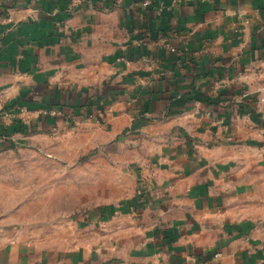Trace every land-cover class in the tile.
I'll list each match as a JSON object with an SVG mask.
<instances>
[{
	"label": "crops",
	"instance_id": "obj_1",
	"mask_svg": "<svg viewBox=\"0 0 264 264\" xmlns=\"http://www.w3.org/2000/svg\"><path fill=\"white\" fill-rule=\"evenodd\" d=\"M145 1L0 0V151L146 178L5 206L0 264H264V0Z\"/></svg>",
	"mask_w": 264,
	"mask_h": 264
},
{
	"label": "rangeland",
	"instance_id": "obj_2",
	"mask_svg": "<svg viewBox=\"0 0 264 264\" xmlns=\"http://www.w3.org/2000/svg\"><path fill=\"white\" fill-rule=\"evenodd\" d=\"M63 153L36 145H14L0 151V210L11 204L34 203L37 199L50 202L73 195L78 200L98 196L94 198L97 200L104 187H109L110 198L127 193L131 184L145 188L146 178L134 171V166L127 163L124 171L118 167L125 162L120 161L116 150L106 155L95 150L78 156Z\"/></svg>",
	"mask_w": 264,
	"mask_h": 264
},
{
	"label": "built area",
	"instance_id": "obj_3",
	"mask_svg": "<svg viewBox=\"0 0 264 264\" xmlns=\"http://www.w3.org/2000/svg\"><path fill=\"white\" fill-rule=\"evenodd\" d=\"M149 2L146 0L145 2H144V4H148ZM61 29V28H60ZM60 113V112H59ZM141 190H143V188H141V189H139V191H138V193L140 194V201L142 202L143 200H144V198H143V193L141 192Z\"/></svg>",
	"mask_w": 264,
	"mask_h": 264
}]
</instances>
